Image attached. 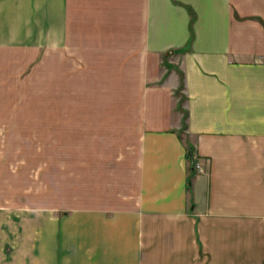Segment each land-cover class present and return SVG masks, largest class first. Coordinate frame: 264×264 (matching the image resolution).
I'll list each match as a JSON object with an SVG mask.
<instances>
[{"label":"crops","instance_id":"obj_1","mask_svg":"<svg viewBox=\"0 0 264 264\" xmlns=\"http://www.w3.org/2000/svg\"><path fill=\"white\" fill-rule=\"evenodd\" d=\"M67 61L92 105L63 112ZM0 100V189L39 166L0 264H264V0H0Z\"/></svg>","mask_w":264,"mask_h":264},{"label":"rangeland","instance_id":"obj_2","mask_svg":"<svg viewBox=\"0 0 264 264\" xmlns=\"http://www.w3.org/2000/svg\"><path fill=\"white\" fill-rule=\"evenodd\" d=\"M165 62L167 63V57L165 56ZM63 63L62 67V97L60 100V106L64 111H67L71 107H85L87 105H92V102L89 99H86L85 97V84L84 83H79L77 81H73L71 83L70 81V76H69V66H68V61ZM168 64V63H167ZM34 84H31V90L29 92L30 98H19V99H14V105L15 106H28V107H42V106H48V105H55L53 99L46 101L45 99H37L33 97L36 95L35 88H33ZM23 94H26L25 92ZM176 97H177V108L182 112V127L180 129L181 133H184L185 131V120H186V115L184 112V107L183 103L185 100V95L182 92V86L181 84L179 85L178 89L176 90ZM1 103V100H0ZM56 105L57 100H56ZM67 128V129H66ZM5 132H0V138L3 139ZM69 126L63 125V141L69 139ZM0 149L5 152L6 147H1ZM64 150V149H63ZM63 152V159L68 158V153L65 154ZM197 164V163H196ZM11 169L13 171L17 172V176L19 175L18 179L15 180V190L13 193L6 195L5 194V185L3 184V188L0 189V213L1 215L5 216V205H13L14 206V213H15V219L16 218H21L23 217V213H29L32 218H36L38 215V210H37V203H38V195L37 193L33 194L31 193V190H36V185L38 183V179L36 178V174L38 173V163L34 162H23V163H12ZM80 166L83 168L85 167L84 163H79L78 168L80 170ZM196 169L197 166L195 165ZM7 168V163L2 162L0 163V171H5ZM70 163L68 162H63L62 163V172H63V196H62V203H63V208H62V214L63 216L68 215L69 213V194L66 193L65 188H68L69 182L68 179L65 178L68 176V173L70 172ZM201 171V170H199ZM80 182V180H79ZM65 190V191H64ZM3 192V193H2ZM36 192V191H34ZM25 209V211H23ZM3 216H0L3 217ZM25 229H30V231H34V227H26Z\"/></svg>","mask_w":264,"mask_h":264},{"label":"trees","instance_id":"obj_3","mask_svg":"<svg viewBox=\"0 0 264 264\" xmlns=\"http://www.w3.org/2000/svg\"><path fill=\"white\" fill-rule=\"evenodd\" d=\"M190 13H191V37L190 39L192 40L193 38V29H192V23L194 22V18H195V14L194 11L190 8ZM184 49V48H183ZM185 115L187 116V112H185ZM184 127L186 128V122L184 124ZM188 158H190L192 160V150L189 149L188 150V154H187ZM193 161V160H192ZM193 169V168H192ZM193 171V170H192ZM191 182V179L189 178V183Z\"/></svg>","mask_w":264,"mask_h":264},{"label":"built area","instance_id":"obj_4","mask_svg":"<svg viewBox=\"0 0 264 264\" xmlns=\"http://www.w3.org/2000/svg\"><path fill=\"white\" fill-rule=\"evenodd\" d=\"M196 166L199 170H202L201 165L199 163H197Z\"/></svg>","mask_w":264,"mask_h":264}]
</instances>
